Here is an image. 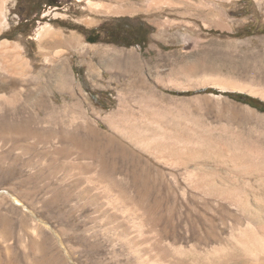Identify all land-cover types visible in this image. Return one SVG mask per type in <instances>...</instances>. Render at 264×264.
Wrapping results in <instances>:
<instances>
[{
  "label": "rangeland",
  "instance_id": "1",
  "mask_svg": "<svg viewBox=\"0 0 264 264\" xmlns=\"http://www.w3.org/2000/svg\"><path fill=\"white\" fill-rule=\"evenodd\" d=\"M173 1L177 3L174 5H162L152 9L142 7L140 10L125 13H117L111 10L120 4L115 0H13L7 4V13L11 26L3 31L0 35V40L9 39L20 43L22 46L20 50L21 54L28 59L33 73H36L42 64H46L44 58L38 54L37 41L34 39L35 30L44 22L52 24L57 30L62 31L65 36H75L85 45V52L90 51L91 53L85 57L82 53L78 52H67L64 54L68 60V66L72 76L74 77V85L79 90L77 96L80 98V110L82 109L83 112H87L86 114L89 116V120L87 121L82 118H78L79 120L76 119L77 121H73L72 119L71 121L72 116L80 113L77 111L74 112V109L70 107L63 108L64 104H71L76 100L69 96V91L66 88L60 89L59 87L53 86L50 90L51 92H49L51 95H55L58 104L64 109H61L59 111L60 113L58 112L56 114L57 116L54 115V117L45 115V113H37L34 104L32 102H26L24 88L21 89V84L18 85L14 93L0 88V95L5 92L9 96L11 93L13 95L11 97L12 102L10 101L9 104L0 98V114L2 115L6 112L9 116L7 123L0 120V264H46L49 261V257L51 261L47 264H58V262L60 264H109V262H111L110 264H135V261L136 264L137 262L138 264L140 263L137 261V256H134V253L129 249L130 247L123 239L124 235L130 238L129 228H132L135 223H133L135 221V219L133 220V215L130 214L127 216L129 213L124 212L123 214L126 213V215L120 218L121 221L114 220L113 222L112 217L105 215L99 209L101 199H98L99 197L95 194L89 195L82 191V187L85 185V177L83 178V176L86 175L87 177L90 175L89 171L94 168V165L97 167L101 157L99 147H103L105 144H103V138L99 139L93 134L90 135L93 132V126L96 125L95 120L101 122L98 118L99 116L96 115H104L114 110L120 98L122 101H128L130 105L129 107L126 104L125 111L122 114L130 113L138 117L145 113L163 124H170L169 126L174 128L178 126V129L186 124L187 127H191V130L187 129L185 132L188 134L195 133V135L197 133L200 136L201 133L202 136L205 134V138L203 137L204 140L218 150H232L234 147V150H243L241 152H247L250 155L253 154V156L262 157L264 155V112L259 111L249 104L238 102L227 95V92H241L264 102V2L259 3L257 0ZM90 2L109 4L111 9L103 7L96 8ZM125 16L133 21L143 20L151 26V32L148 35L144 48L138 45L129 47L120 46L103 41L102 28L107 24L113 23L116 18ZM90 32L99 33L100 38L93 42L88 41L87 35ZM107 45L123 49L125 56H130L134 53L144 64L146 63V67L142 70V77L146 79L147 84L144 85L141 81H138L136 83V89H132L133 91L130 90L127 85V80L130 78L128 76H131L133 70L127 68L128 75L125 74L121 82H114L110 75L116 74L119 70V65L112 64L109 60L114 54L102 59L96 55L93 56L95 68L101 75L92 78L88 69L90 55H93L97 46ZM34 64L37 66L35 67ZM49 67L48 65L44 67L46 74L50 71ZM210 73L213 75L214 73H219L218 75L225 78H234L247 84L251 83L254 87L262 88L263 94L261 95L259 93L255 95L245 91L223 90L211 85L201 86L196 84V80L199 77L209 75ZM5 77H7V74H5V71L0 65V87L3 85L1 80L6 79ZM131 91L132 93L130 94ZM135 91L136 93H134ZM183 92L192 93L181 94ZM151 99H153L152 102L154 101L161 108L146 107V102ZM28 105L30 106L29 109ZM16 110L19 113H16ZM13 119L17 121L14 122ZM23 119L24 121L22 122ZM185 121L188 124H193V126H189ZM198 126L205 127L201 128ZM57 140H60L59 143ZM124 142L127 143L126 141ZM93 150L95 151L93 152ZM151 162L163 171L169 172L168 169L173 171V168L163 163ZM48 186L54 190L52 191ZM52 192L55 194L52 195ZM49 198L52 199L49 201ZM43 199H46L48 202ZM88 202L90 203L88 204ZM49 203L51 207L48 206ZM69 203L70 205H68ZM80 204L83 205L81 206ZM259 204L262 206L264 213V200L260 201ZM56 207L58 208L55 210ZM89 207L91 208L89 209ZM77 209L78 211H76ZM155 214H145L147 219L149 217L151 219L152 216L153 218L155 217L151 220L148 219V221H151L153 229L156 226V230H152L151 228L152 231L150 230L144 236L142 235L143 237L146 235L145 238L140 237L141 241L145 240L139 245V248L148 249L142 251L140 249L137 250L142 258L152 259L155 256L159 258L158 251L162 248L168 260L173 261V264H211L213 261H216V259L209 256L211 255L210 251L212 252L211 249L213 246H219L222 249L221 253L223 254L224 252L221 261L219 260L218 262L217 260L213 264H260L259 258H264L263 243H252L249 247L246 246L245 248L232 243L231 240L234 239L235 235L241 234L237 228H234V230L232 228L225 229L221 233V236L223 238L225 237L221 243L213 241L207 246L205 244H199L195 240H190V230L186 231L184 230L185 228L172 225L175 217L164 216V214L161 215L160 213ZM158 215L162 217L159 218ZM88 218L91 219L92 223L90 221L88 222ZM163 218L166 219L163 220ZM81 220L83 222H80ZM66 222L68 225H66ZM110 223L114 228L111 227ZM95 224L97 227L94 229ZM120 224L121 228H119ZM60 225L63 230H61ZM77 227L78 229H76ZM99 227L100 229L98 230ZM123 228L126 230H123ZM166 228L171 231L169 232ZM165 232L167 233L165 234ZM121 233L124 235L122 236ZM195 233H197V230H195ZM198 234L200 233L198 232ZM88 235H92V238L90 236V239ZM98 235H101V237ZM232 235L233 237H231ZM81 236L83 238L85 237L84 241L87 239L86 241L93 244V247L89 242H85L84 244ZM102 236L106 239H102ZM151 236L154 237L153 241H150ZM147 240H149V243H147ZM167 241L175 247L179 248L180 246V249H182L181 252L176 253V250L174 252L172 248L174 246L168 245ZM152 242L154 244H151ZM65 243L69 244L65 245ZM95 243L97 244L95 245ZM159 244L161 247L158 246ZM70 246L72 248L74 247L72 249L73 252ZM155 246H158L159 249ZM103 247L105 248L102 249ZM154 247L156 250H154ZM102 250L106 252L104 253ZM207 252L208 254H206ZM81 253L83 254L81 255ZM85 255L88 258H85ZM208 258L212 261H208ZM69 259L70 262L68 261Z\"/></svg>",
  "mask_w": 264,
  "mask_h": 264
},
{
  "label": "bare ground",
  "instance_id": "2",
  "mask_svg": "<svg viewBox=\"0 0 264 264\" xmlns=\"http://www.w3.org/2000/svg\"><path fill=\"white\" fill-rule=\"evenodd\" d=\"M11 1H13V0H0V35L3 33V31H5L7 28H10V26H11V22L9 20V15L7 13V4ZM115 1H117L120 4L115 6V8H113V9H111V6H109V4L107 5V4L99 3V2L98 3L97 2H95V3L90 2V4L95 6L96 8H98V7H103V8H107V9L110 8L114 12L125 13V12H132V11L140 10V9H142V7L152 9V8H158L162 5H174L177 3V2L175 3V1H173V0H115ZM257 1L259 3L264 2V0H257ZM34 39H36V41H37L36 43H37L38 54L40 56H42L44 58L46 64L48 66H50L49 67L50 71L48 70L49 73L46 74V72H45L44 67L47 66L45 63L42 64V66L39 68V70L36 73L35 72L33 73V70H31V66L29 65L28 59H26L21 54L20 50L22 49V46L20 45V43H18L16 41H11L9 39H2V40H0V57H1L0 65H1V68L5 71V74H7V77H5L6 79H2L3 81L1 80L3 85H1L0 88H2V89L4 88V90H9L12 93H14L16 88H18V85L21 84L22 85L21 89L24 88L26 102H32V104H34V107L37 110L36 112L39 114L45 113V115L54 117V115L58 114V112L61 109L64 110L66 107H70V108L74 109V112L77 111L80 113V114H76L75 116L71 115L73 117V118H71V121H72V119L74 121L78 118L79 119L82 118L86 121L89 120V116L86 114L87 112L85 113V112H83L82 109L80 110V107H79V106H81L80 98H78V96H77L79 90L74 85V77L72 76V73H71L69 66H68V60L64 56V54L67 52H78V53H82V55L85 57L88 54H90L91 52L90 51L85 52V49H86L85 45L82 42H80L75 36H73V35L65 36L62 33V31L57 30L55 27H53L52 24H50L48 22H44L43 24H40V26L35 30ZM129 51H132V50H129ZM111 54H114V56H112V57L109 56L110 62H112V64L115 63L116 65L117 64L119 65V70L117 71V73L110 75L111 78L114 80V82H116V83L121 82L123 76H125V74L128 75L127 69H130V70H133V73L131 74V76H128L130 78L127 80V85H128L130 90L136 89V83L138 81H141L144 85L147 84L146 79H144L142 77V70L146 67V65H145L146 63L144 64L138 58V56L134 55V53H133V55L125 56L123 49H120L118 47L109 46V45L97 46L95 48V51L93 52V55H90V60L88 62V69H89V73H90L92 78H96V77L101 75L99 73V71H97V69L95 68V65L93 63V60H94L93 56L96 55L102 59V58H105ZM34 66H35V64H34ZM123 67H125V68H123ZM210 74L209 75H203V76L199 77L197 80L194 79L197 81L196 84L201 85V86L202 85H211V86L223 89V90H229V89L231 90L232 89V90L245 91V92H249V93L255 94V95H258L259 93L261 95L263 94L262 88L254 87L251 85V83L247 84V83H243V81L240 82L234 78H232V79L225 78V77L218 75L219 73L218 74L214 73V75L213 74L210 75ZM129 75H130V73H129ZM192 82H194V81H192ZM53 86L59 87L60 89H65V88L68 89L69 96H71L73 99H76V100L71 104H64L63 105L64 109L61 108L62 106L60 107V105L58 104L55 95H51L49 93V92H51L50 90H51V88H53ZM132 91L130 92V94L132 93ZM134 93H136V91ZM11 94L9 96L6 94V92L2 93L0 95V98L5 100L9 104V102L11 101V97L13 96ZM65 97H67V95H65ZM158 97H160V96H158ZM152 100L153 99L148 100V102H146L145 106L149 107V108L157 107L160 109L161 107H158V104H155L154 101L152 102ZM157 102H159V101H157ZM126 104L129 105L128 101H122V99L120 98L118 101V104L114 110H111L110 112H107L104 115H101V114L96 115V116H99L98 118L101 122H99L98 120H95L96 125L93 126V128H92L93 132H91L90 135L93 134L94 136H97L99 139L103 138V140H104L103 144L105 143L104 144L105 146L103 145V147H99L100 151H101V157H100V162L98 163L97 167L93 163L94 168H92L91 170L89 168V170H90L89 173L91 176L88 175L86 177V175L85 176L82 175L83 178L85 177V183H84L85 185H84V187H82V191L86 194H89V195L95 194L97 197H99L98 199H101V202H100L101 206L99 209H101V212L103 211L102 213H104L105 215L112 217L113 222H114V220L121 221L120 218H123V217H125L123 215H126V213L123 214L124 212L129 213L127 216H129L130 214L133 215V217H134L133 220L135 219V221H133V223L134 222L135 223L133 224L132 228H129L130 238L125 237V235L122 233L121 234H122V236L124 235L123 239L126 242V244H128V246L130 247L129 249H131L132 252L134 253V256L135 255L137 256V258H138L137 261L140 262L139 264H173L172 263L173 261L172 262L169 261L167 256L165 255V252L163 251L164 249L158 248V246L161 247L160 244L158 246H155L159 249V251H158V255H160L159 258L156 256L153 257L152 259L142 258L139 255L140 253L137 252L138 249H140L141 251L144 249H147V248L142 249V247L139 248V245L142 244L143 241L145 240L144 239L141 241L140 237L142 235L144 236L145 233L150 232L151 228L153 227L151 225V221H148V219L150 217L148 219L145 217L146 213L151 214V215H153L155 213H160L161 215L164 214V216L167 215V216L175 217V219H173L171 217L173 219L172 225H177V227L185 228L184 230H186V231L190 230V236L187 235L188 233H186V235L189 236L190 240H192V241L195 240V242H198L199 244H205V245L209 246L208 244L210 242H213V241H215L217 243H221V241L225 238V237L223 238L221 236V233L225 229L232 228L234 230V228H237L238 230H240L241 234L240 235L236 234L237 236L235 235L234 239L231 240L233 244L242 246L244 248L246 246L249 247V245H251L252 243H258V242L263 243V245H264V213L262 211V206L259 204L260 201L264 200V158H263L264 155L262 157L253 156V154L250 155L247 152L246 153L241 152L243 150H241V151L234 150V147L232 148L231 146L230 147L232 148V150H226V149H224L225 151L218 150L215 147H212L210 144H208V142H206L204 140L205 134H203V136H202V133H201V136H200V135H197V133H196V135H195V133H193L194 134L193 135V134H188L187 132H185L187 129L191 130V127L189 128L186 126V124H184L185 122L187 123V121H185L183 123L184 124L183 127L181 126V128L179 127V129L177 128L178 126H176V128L178 129L177 130L176 128H174L172 126H169L170 124H168V125L163 124V123L151 118V116H148L145 113L138 116V117H135V116L131 115L130 113L129 114L128 113L122 114V112L125 111ZM29 107L30 106L28 105V109H29ZM129 107H130V105H129ZM162 109H164V108H162ZM17 112H18V110H16V113ZM27 113H28V111H27ZM45 115H43V116H45ZM8 117H9L8 114L5 112L4 114L1 115L0 120H2V122H4V123H7ZM22 117H20V118H22ZM33 117H34V115H33ZM37 117H39V115H37ZM41 118H42V116H41ZM34 119H35V117H34ZM50 119H51V117H50ZM16 121L14 120V122H16ZM23 121H24V119L22 120V122ZM26 122H27V120H26ZM102 123L105 125L104 127H103ZM188 125L193 126V124H188ZM198 127H201V126H198ZM203 127H205V126H203ZM203 127H201V128H203ZM55 129H57V128L55 127ZM180 129H182V130H180ZM202 130H200V131H202ZM7 132H8V130H7ZM48 134H50V133H48ZM31 135H32V133H31ZM24 136H25V134H24ZM90 138H91V136H90ZM78 140H79V138H78ZM94 140H95V138H94ZM59 141H58V143H59ZM124 141H126L127 143H125ZM83 142H84V140H83ZM94 142H96V141H94ZM99 145H101V144H99ZM94 146L96 147V145H94ZM94 151L95 150H93V152ZM55 154H56V151H55ZM254 155H256V154H254ZM62 156H61V158H63ZM151 161H153V162L156 161L160 164L163 163V164L173 168V171H170L169 169H168L169 172L163 171L162 169L158 168V166L153 164ZM90 165H91V163H90ZM72 169H71V171H73ZM75 169H77V168L75 167ZM81 173H83V172H81ZM87 173H88V171H87ZM50 174H52V173H50ZM74 174H75V172H74ZM79 177H80V174H79ZM41 186L43 187V185H41ZM38 191H40V190L38 189ZM47 191H49V190H47ZM46 192H45V194H46ZM35 193H37V192H35ZM49 193H51V192H49ZM53 194H55V193L52 192V195ZM80 194H81V192H80ZM68 195H69V193H68ZM51 199L52 198H49L48 200L50 201ZM69 200H70V198H69ZM82 200H83V198H82ZM42 201H40V202H42ZM80 202H81V200H80ZM50 203H49V205L48 204L47 205L50 206ZM89 203L90 202H88V204ZM93 203H92V205H93ZM37 205H39V204H37ZM68 205H70V203ZM80 205L82 206L83 204H80ZM73 207H74V205H73ZM57 208L58 207H56L55 210ZM74 208H76V207H74ZM90 208L91 207H89V209ZM45 210H47V209H45ZM79 210H80V208H79ZM50 211L54 212L52 210H50ZM70 211H71V209H70ZM76 211H78V209ZM96 211L98 212V210H96ZM92 214H94V213H92ZM40 215H42V214H40ZM62 215H65V214H62ZM155 216H156V214H155ZM158 216H159V218L162 217L160 215H158ZM56 217H57V215H56ZM97 217H99V216H97ZM50 218H52V217H50ZM152 218H153V216H152ZM88 219H87L88 222L89 221L91 222V219L90 218H88ZM151 219H149V220H151ZM165 219L163 218V220H165ZM100 220H103V219H100ZM72 221H74V220H72ZM68 222H70V221H68ZM80 222H83V221L81 220ZM88 222H86V223H88ZM106 223H108V222H106ZM111 223H110V225H111ZM158 223H160V222H158ZM158 223H156V224H158ZM161 223H162V221H161ZM112 224L115 225L114 223H112ZM168 224H169V222H168ZM45 225H47V224H45ZM56 225H58V224H56ZM66 225H68L67 222H66ZM77 225H79V224L77 223ZM107 225L109 226V224H107ZM107 225H105V226H107ZM161 225H163V224H161ZM169 225H171V223ZM69 227H70V225H69ZM96 227H97V225L94 226V229ZM111 227H112V225H111ZM61 228H62V226H61ZM87 228H89V227L87 226ZM112 228H114V226ZM119 228H121V224H120ZM155 228H156V226H155ZM172 228H174V226H172ZM76 229H78V227ZM99 229H100V227L98 228V230ZM154 229L152 228V230H154ZM177 229H180V228H177ZM61 230H63V228ZM84 230H86V229H84ZM114 230L117 231L116 229H114ZM123 230H126V229L123 228ZM195 230H197V233L199 232L200 234L197 235V233H195ZM30 231L32 232V230H30ZM66 231H67V229H66ZM96 231H97V229H96ZM164 231H166V230H164ZM164 231H163V233H164ZM181 231H182V229H181ZM37 232H34V233H37ZM73 232H71V233H73ZM105 232H106V230H105ZM167 232H165V234ZM58 234H60V233H58ZM93 234L95 235V233H93ZM113 234H116V233H113ZM157 234L159 235V233H157ZM161 234H160V236H162ZM69 235H70V233H69ZM174 235H176V234H174ZM31 236H33V235H31ZM90 236L92 238V235H90ZM90 236H89V238H90ZM54 237H55V235H54ZM81 237H82L81 239L83 240L84 244H85V242H89V241H86L87 239L84 241L85 237L84 238H83V236H81ZM99 237H101V235ZM145 237H146V235H145ZM145 237H143V238H145ZM164 237H165V235H164ZM231 237H233V235ZM103 238L104 237L102 236V239ZM186 238H188V237H186ZM104 239H106V238H104ZM175 239H176V237H175ZM178 239H180V238H178ZM153 240H154V237L151 236L150 241H153ZM158 240H160V239L158 238ZM147 241H148L147 243H149V240H147ZM102 242H103V240H102ZM35 243H36V241H35ZM68 244L69 243H67V244L65 243V245H68ZM89 244H90V242H89ZM96 244L97 243H95V245ZM151 244H154V243L152 242ZM167 244L170 246L173 245V244H170L168 241H167ZM90 245L92 246L93 244H90ZM195 245H197V244H195ZM107 246H108V244H107ZM199 246H201V245H199ZM54 247H55V244H54ZM82 247H84V246H82ZM73 248L71 247V250ZM87 248H89V247H87ZM104 248L105 247H103L102 249H104ZM150 248H152V247H150ZM172 248H173V251L174 250L177 251L176 253H179L182 250V249H180V246H179V248L175 247V246ZM210 248H212V247H210ZM75 249L77 250L76 247H75ZM83 250H84V248H83ZM126 250H128V249H126ZM154 250H156V248ZM211 250H212V252L210 251L211 255H209V256H211L213 259H216V261L218 260V262H219V260L221 261V258L223 257L222 255H224V252H223V254L221 253L222 249H220L219 246L218 247L213 246V248ZM44 251H46V250H44ZM68 251H70V250H68ZM98 251H100V250H98ZM109 251H111V250H109ZM72 252H73V250H72ZM90 252H92V251H90ZM90 252H89V254H91ZM162 252H164V253H162ZM168 252H166V253L168 254ZM186 252H188V251H186ZM208 252L206 254H208ZM75 253H77V251H75ZM83 253H84V251H83ZM83 253H81V255ZM56 254H58V253H56ZM149 254H150V252H149ZM68 255H69V253H68ZM76 255H78V254H76ZM86 256L87 255H85V258H88V256L87 257ZM68 257H70V256H68ZM110 258L112 259V257H110ZM115 258H116V256H115ZM171 258H173V257H171ZM247 259H248V257H247ZM48 260L51 261L50 257ZM84 260H86V259H84ZM210 260L211 259H209L208 261H210ZM253 260H255V259H253ZM46 261H47V259H46ZM49 261L47 263H49ZM68 261L70 262V259ZM132 261H133V259H132ZM216 261H213V263ZM257 261H258V257H257ZM259 262H260V264H264V258H262V259L259 258ZM85 263H87V262L85 261ZM110 263L111 262H109V264ZM213 263H211V264H213ZM58 264H60V263L58 262ZM117 264H119V263H117ZM135 264H136V261H135ZM137 264H138V262H137ZM226 264H228V263H226Z\"/></svg>",
  "mask_w": 264,
  "mask_h": 264
},
{
  "label": "trees",
  "instance_id": "3",
  "mask_svg": "<svg viewBox=\"0 0 264 264\" xmlns=\"http://www.w3.org/2000/svg\"><path fill=\"white\" fill-rule=\"evenodd\" d=\"M104 33L103 41L120 46L138 45L145 47L151 26L143 20L133 21L129 17H118L113 23L107 24L102 28ZM183 92L181 94H190ZM227 95L234 100L249 104L250 106L264 112V102L241 92H227Z\"/></svg>",
  "mask_w": 264,
  "mask_h": 264
},
{
  "label": "flooded vegetation",
  "instance_id": "4",
  "mask_svg": "<svg viewBox=\"0 0 264 264\" xmlns=\"http://www.w3.org/2000/svg\"><path fill=\"white\" fill-rule=\"evenodd\" d=\"M95 36H97V38L95 40L100 38V34L99 33H92V32L88 33L87 38L88 37L93 38ZM103 37H104V33H103ZM103 37H102V39H103Z\"/></svg>",
  "mask_w": 264,
  "mask_h": 264
},
{
  "label": "water",
  "instance_id": "5",
  "mask_svg": "<svg viewBox=\"0 0 264 264\" xmlns=\"http://www.w3.org/2000/svg\"><path fill=\"white\" fill-rule=\"evenodd\" d=\"M96 38H97V36H95L93 38L88 37L87 39H88V41L93 42V41H95Z\"/></svg>",
  "mask_w": 264,
  "mask_h": 264
}]
</instances>
